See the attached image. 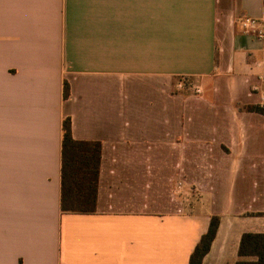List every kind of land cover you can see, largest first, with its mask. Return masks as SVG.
<instances>
[{
    "label": "crops",
    "instance_id": "obj_1",
    "mask_svg": "<svg viewBox=\"0 0 264 264\" xmlns=\"http://www.w3.org/2000/svg\"><path fill=\"white\" fill-rule=\"evenodd\" d=\"M263 13L264 0H0V264H188L212 215L201 264H234L241 235L264 232V183L250 210L264 115L248 109L262 107L264 22L261 40L239 22ZM66 118L101 144L92 214L60 211Z\"/></svg>",
    "mask_w": 264,
    "mask_h": 264
},
{
    "label": "trees",
    "instance_id": "obj_2",
    "mask_svg": "<svg viewBox=\"0 0 264 264\" xmlns=\"http://www.w3.org/2000/svg\"><path fill=\"white\" fill-rule=\"evenodd\" d=\"M69 87L63 84V99H67ZM264 115L262 107L248 108ZM101 144L97 141H77L70 133L68 118L62 123L60 196L59 207L62 213L92 214L95 212ZM264 216L262 214H258ZM220 218L212 215L207 230L202 234L188 258V264H201L209 252L216 236ZM238 260L234 264H264V232L243 233L240 237Z\"/></svg>",
    "mask_w": 264,
    "mask_h": 264
},
{
    "label": "built area",
    "instance_id": "obj_3",
    "mask_svg": "<svg viewBox=\"0 0 264 264\" xmlns=\"http://www.w3.org/2000/svg\"><path fill=\"white\" fill-rule=\"evenodd\" d=\"M241 27L244 31L252 33L257 40H261L263 37L262 23L264 22V13L261 19H254L250 17H242L239 20ZM262 87L252 86V90L259 93V98L264 105V76L260 77ZM175 89L178 91H186L193 95H200L202 88L200 85L195 83L191 78L180 77L175 83ZM174 193L183 201L196 195V191L193 187L185 188L184 183L179 180L175 183ZM182 202V203H183Z\"/></svg>",
    "mask_w": 264,
    "mask_h": 264
},
{
    "label": "rangeland",
    "instance_id": "obj_4",
    "mask_svg": "<svg viewBox=\"0 0 264 264\" xmlns=\"http://www.w3.org/2000/svg\"><path fill=\"white\" fill-rule=\"evenodd\" d=\"M261 183H264V170H250V210L259 209L262 206L263 198H261L259 194V188ZM189 187L192 186L185 184V188ZM245 201L246 200L238 201L237 206H247L249 203Z\"/></svg>",
    "mask_w": 264,
    "mask_h": 264
}]
</instances>
